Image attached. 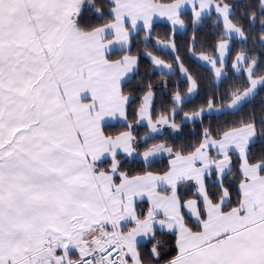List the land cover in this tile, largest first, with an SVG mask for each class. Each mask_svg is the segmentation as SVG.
Instances as JSON below:
<instances>
[{"label": "snow or ice", "instance_id": "6c2138e0", "mask_svg": "<svg viewBox=\"0 0 264 264\" xmlns=\"http://www.w3.org/2000/svg\"><path fill=\"white\" fill-rule=\"evenodd\" d=\"M0 264H264V0H0Z\"/></svg>", "mask_w": 264, "mask_h": 264}]
</instances>
